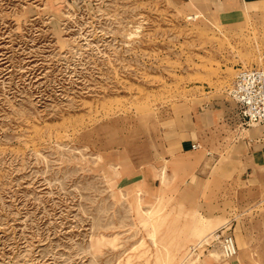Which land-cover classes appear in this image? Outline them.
<instances>
[{"label": "rangeland", "instance_id": "obj_1", "mask_svg": "<svg viewBox=\"0 0 264 264\" xmlns=\"http://www.w3.org/2000/svg\"><path fill=\"white\" fill-rule=\"evenodd\" d=\"M255 69L264 0H0V264H264V188L169 169ZM222 226L233 260L193 251Z\"/></svg>", "mask_w": 264, "mask_h": 264}, {"label": "crops", "instance_id": "obj_2", "mask_svg": "<svg viewBox=\"0 0 264 264\" xmlns=\"http://www.w3.org/2000/svg\"><path fill=\"white\" fill-rule=\"evenodd\" d=\"M199 103L191 125L175 131L178 140L169 169L176 186L191 188L196 178L202 186L209 179L217 186L244 184L249 194L263 189L264 126H243L238 105L226 92L204 97Z\"/></svg>", "mask_w": 264, "mask_h": 264}, {"label": "built area", "instance_id": "obj_3", "mask_svg": "<svg viewBox=\"0 0 264 264\" xmlns=\"http://www.w3.org/2000/svg\"><path fill=\"white\" fill-rule=\"evenodd\" d=\"M228 95L238 105L243 126H264V71L241 70ZM192 149L196 150L198 146L192 145ZM215 243L226 261H231L238 255L235 238L225 228L208 235L193 251L206 249L205 247Z\"/></svg>", "mask_w": 264, "mask_h": 264}, {"label": "bare ground", "instance_id": "obj_4", "mask_svg": "<svg viewBox=\"0 0 264 264\" xmlns=\"http://www.w3.org/2000/svg\"><path fill=\"white\" fill-rule=\"evenodd\" d=\"M181 233V232H180Z\"/></svg>", "mask_w": 264, "mask_h": 264}]
</instances>
